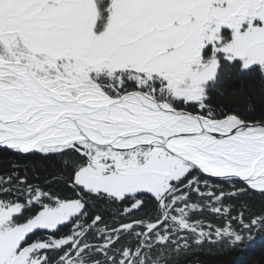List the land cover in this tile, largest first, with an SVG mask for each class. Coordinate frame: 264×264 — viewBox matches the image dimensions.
I'll use <instances>...</instances> for the list:
<instances>
[{
    "label": "snow or ice",
    "instance_id": "obj_1",
    "mask_svg": "<svg viewBox=\"0 0 264 264\" xmlns=\"http://www.w3.org/2000/svg\"><path fill=\"white\" fill-rule=\"evenodd\" d=\"M0 264H264V0H0Z\"/></svg>",
    "mask_w": 264,
    "mask_h": 264
},
{
    "label": "trees",
    "instance_id": "obj_2",
    "mask_svg": "<svg viewBox=\"0 0 264 264\" xmlns=\"http://www.w3.org/2000/svg\"><path fill=\"white\" fill-rule=\"evenodd\" d=\"M257 250H259V246H258V249Z\"/></svg>",
    "mask_w": 264,
    "mask_h": 264
}]
</instances>
